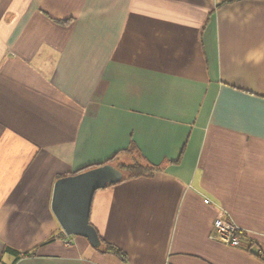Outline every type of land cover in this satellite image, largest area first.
Listing matches in <instances>:
<instances>
[{
  "label": "crops",
  "instance_id": "crops-1",
  "mask_svg": "<svg viewBox=\"0 0 264 264\" xmlns=\"http://www.w3.org/2000/svg\"><path fill=\"white\" fill-rule=\"evenodd\" d=\"M135 154L89 217L123 259L66 236L55 181ZM0 264H264V0H0Z\"/></svg>",
  "mask_w": 264,
  "mask_h": 264
},
{
  "label": "water",
  "instance_id": "water-1",
  "mask_svg": "<svg viewBox=\"0 0 264 264\" xmlns=\"http://www.w3.org/2000/svg\"><path fill=\"white\" fill-rule=\"evenodd\" d=\"M121 179V171L111 164L58 178L53 185L50 208L63 233L83 237L92 248H99L98 233L89 222L91 203L98 190Z\"/></svg>",
  "mask_w": 264,
  "mask_h": 264
},
{
  "label": "trees",
  "instance_id": "trees-1",
  "mask_svg": "<svg viewBox=\"0 0 264 264\" xmlns=\"http://www.w3.org/2000/svg\"><path fill=\"white\" fill-rule=\"evenodd\" d=\"M116 160H117V155H115L113 158L106 161L104 164H111L116 169L121 171L122 179L120 182H124L126 180H130V179H134V178H138V177H152L161 171V167L148 164L147 162L141 160L140 157L137 156V154H135V156H133L130 163H116L115 162ZM101 165H103V164H101ZM94 167H96V166H94ZM89 168H93V167H88L85 170H87ZM99 239L101 241V245L96 250H98L102 253H105V254H107V253L108 254H115V255L119 256L121 259H123V256L120 253V251H118L113 245L105 243L101 239V237H99ZM5 251L10 252V253L17 255V256L19 255L18 252L14 251L10 248H6ZM25 255H27V254H25Z\"/></svg>",
  "mask_w": 264,
  "mask_h": 264
},
{
  "label": "built area",
  "instance_id": "built-area-1",
  "mask_svg": "<svg viewBox=\"0 0 264 264\" xmlns=\"http://www.w3.org/2000/svg\"><path fill=\"white\" fill-rule=\"evenodd\" d=\"M208 200L204 203L208 204ZM213 239L221 242L230 248H240L243 246L241 230L231 220L215 219L213 221Z\"/></svg>",
  "mask_w": 264,
  "mask_h": 264
}]
</instances>
